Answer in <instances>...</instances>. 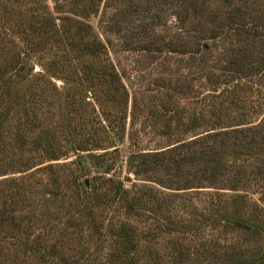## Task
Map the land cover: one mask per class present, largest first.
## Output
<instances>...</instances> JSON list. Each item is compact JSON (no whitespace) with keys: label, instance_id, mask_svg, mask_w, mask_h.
Segmentation results:
<instances>
[{"label":"rangeland","instance_id":"rangeland-1","mask_svg":"<svg viewBox=\"0 0 264 264\" xmlns=\"http://www.w3.org/2000/svg\"><path fill=\"white\" fill-rule=\"evenodd\" d=\"M204 151L220 176L180 161ZM109 180L183 218L180 201L223 195L264 226V0H0V264H107L117 225L161 227ZM84 188L111 201L98 222L74 215ZM205 240L219 263L258 253L240 230Z\"/></svg>","mask_w":264,"mask_h":264},{"label":"trees","instance_id":"trees-1","mask_svg":"<svg viewBox=\"0 0 264 264\" xmlns=\"http://www.w3.org/2000/svg\"><path fill=\"white\" fill-rule=\"evenodd\" d=\"M92 7L93 5L90 6V8ZM90 51L92 52L91 54H96L94 45H92ZM12 97L14 100L20 98L18 88L12 94ZM216 156V152L204 151L198 156L194 155L192 158L184 157L180 161H194L193 159H195L196 162L202 163L207 167L210 175L214 177L216 174L220 176L222 174L221 170L224 168L222 162ZM142 164L143 167L139 170L143 172L162 165V163L156 161L143 162ZM107 170H111L110 167H107ZM82 175L83 173H80L79 176L82 177ZM109 182V190L114 188V197L119 202L127 203L125 206L126 211L135 212V215L140 214L153 221H156V219L162 221L161 227H163V230L157 226L147 231L144 236H140L136 234L133 227L120 223L114 232V240L119 252L111 255L107 259V264H264L263 224L258 223L256 213H251L245 218L240 215L233 217L235 212L225 210L226 208L223 211L217 210L219 209L217 198L223 195L206 194L208 200H210L208 201V205H211L210 208L199 207L196 204L190 203V200L187 202L180 201V212L183 215L185 214V218H183L174 207L167 205L166 201L169 198L161 192L154 193L149 190H140L139 195L135 197L133 196L134 190L124 188L120 182H116V187H113V181L109 180ZM228 186L231 188V182H228ZM100 196L101 194L95 191V188H90L89 191L84 188L82 191V202L75 206L76 213L74 215L85 216L87 217L86 220L98 222L96 213L97 208H100L98 206L101 205L99 210L103 211L108 202H111L98 201L97 206L93 207L92 201ZM229 204L231 205V201ZM220 230L223 232L240 230L247 233L251 241L258 245V253L252 257H245L241 252L231 253L230 251L223 256V263L214 260L213 258L216 257V243L208 240L207 244L205 239L212 237L215 232ZM165 238L169 240L163 244H159L158 240L161 239L163 242ZM194 242H198V247H193V251H190L192 247L191 243ZM154 246L163 247V254H160L159 250L151 254L152 247ZM139 254L141 256L138 257Z\"/></svg>","mask_w":264,"mask_h":264},{"label":"water","instance_id":"water-1","mask_svg":"<svg viewBox=\"0 0 264 264\" xmlns=\"http://www.w3.org/2000/svg\"><path fill=\"white\" fill-rule=\"evenodd\" d=\"M86 184H87V182H86Z\"/></svg>","mask_w":264,"mask_h":264}]
</instances>
